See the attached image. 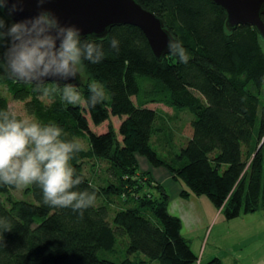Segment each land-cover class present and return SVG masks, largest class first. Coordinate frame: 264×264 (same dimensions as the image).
<instances>
[{
	"label": "trees",
	"instance_id": "1",
	"mask_svg": "<svg viewBox=\"0 0 264 264\" xmlns=\"http://www.w3.org/2000/svg\"><path fill=\"white\" fill-rule=\"evenodd\" d=\"M136 1L164 22L190 60L181 63L172 52L157 60L140 29L112 28L92 39L103 46V61L82 67L84 97L93 81L106 89L95 107L44 97L35 84L14 80L0 59V88L35 120L88 142L72 165L83 178L78 190L96 193L80 216L44 204L36 185L26 190L34 202L16 201L18 188L0 185V217L13 228L3 233L0 264H197L182 220L169 213V195L141 170L140 158L183 184L182 198L206 197L227 220L264 211V43L257 30H230L225 11L210 0ZM113 38L119 54L110 48ZM159 106L192 118L186 147L169 159L153 145L163 142L171 120ZM0 111L10 112L1 91ZM89 162L103 164L104 178L87 176ZM207 264L224 263L215 257Z\"/></svg>",
	"mask_w": 264,
	"mask_h": 264
},
{
	"label": "clouds",
	"instance_id": "2",
	"mask_svg": "<svg viewBox=\"0 0 264 264\" xmlns=\"http://www.w3.org/2000/svg\"><path fill=\"white\" fill-rule=\"evenodd\" d=\"M52 2L0 0V49H6L0 59L14 78L35 83L44 97L58 95L67 105L95 107L106 100V89L100 82L89 84L88 97L71 83L48 86L49 81L59 84L60 80L77 78L85 61L95 65L105 58L102 45L93 42L91 36L85 38L80 27L62 24L52 10L44 8ZM26 3L36 4L34 16L11 24L4 19V13L8 17L22 13ZM119 44L115 38L110 42L116 54L120 52ZM169 50L181 63L189 62L190 56L180 42L170 41ZM83 150L84 145L76 138L68 139V133L55 122L42 123L0 111V185H36L44 204L70 208L83 216L96 200L94 191L78 190L83 178L72 161ZM12 229L10 221L0 217V245L3 233Z\"/></svg>",
	"mask_w": 264,
	"mask_h": 264
},
{
	"label": "rangeland",
	"instance_id": "3",
	"mask_svg": "<svg viewBox=\"0 0 264 264\" xmlns=\"http://www.w3.org/2000/svg\"><path fill=\"white\" fill-rule=\"evenodd\" d=\"M79 76L81 83L88 81L83 68ZM0 91L9 99L11 113L35 120L26 112L23 103L15 101L4 89L0 88ZM157 110L171 120L167 121L169 133L165 132L167 135L163 137V142L156 141L157 143L153 145L160 156L169 159L174 153H179L183 147H186L191 135L192 118L189 113L182 112L176 115L171 109L163 106H159ZM79 141L85 149L88 148L86 140ZM142 164H140L141 170L144 166ZM84 165L85 173L89 178L92 179L93 175L104 178L103 164L89 162ZM163 186L170 197L169 213L182 219V236L190 242L193 251L199 256L197 264H207L209 257L213 255L221 258L224 264H234L235 260L240 261L241 264H264V211L227 220L222 211H220L222 215L218 213L209 199L197 197L198 199L194 200H196L195 204L198 202L196 207L199 212L196 213L192 202L181 197V191L186 188L183 184L174 181L163 183ZM27 187L13 191V199L34 202L33 197L26 194ZM112 209L114 211V207Z\"/></svg>",
	"mask_w": 264,
	"mask_h": 264
},
{
	"label": "water",
	"instance_id": "4",
	"mask_svg": "<svg viewBox=\"0 0 264 264\" xmlns=\"http://www.w3.org/2000/svg\"><path fill=\"white\" fill-rule=\"evenodd\" d=\"M210 1L225 11L230 30L240 25L253 27L264 43V0ZM44 8L52 10L62 24H74L80 27L85 38L91 36L92 39H104L112 28L134 26L143 32L157 60L170 54L169 42L175 41L164 22L155 13L143 8L136 0H54L44 5ZM37 11L35 3H26L22 13L9 18L12 21H19L34 16ZM11 77L16 81L24 82L12 75ZM48 83L60 87L65 83H71L78 89L81 86V79L78 75L75 79L60 80L59 84L56 81Z\"/></svg>",
	"mask_w": 264,
	"mask_h": 264
},
{
	"label": "crops",
	"instance_id": "5",
	"mask_svg": "<svg viewBox=\"0 0 264 264\" xmlns=\"http://www.w3.org/2000/svg\"><path fill=\"white\" fill-rule=\"evenodd\" d=\"M141 161H143V162H141ZM143 163V164H142ZM140 164H142V165H144V166H142V171L143 172H149L150 174H152V177L154 178V180H155V182L156 183H158V184H160L161 186H163V183H166V182H171V183H173L175 180L173 179V177L171 176V174L166 170V169H164V168H154V167H152L144 158H140ZM176 182V181H175ZM164 187V186H163ZM165 189V188H164ZM184 190V189H183ZM182 190V191H183ZM181 191V192H182ZM201 198V197H200ZM194 199H198L197 197L196 198H194V196L192 197H190L189 199H185V200H188V201H190V202H192V205L195 207V212L196 213H198L199 212V210H198V208L196 207V206H198V202H196V204H195V201L196 200H194ZM218 211V210H217ZM218 213H220V215H222L221 214V212L220 211H218ZM243 216H246V215H243ZM242 217V216H241ZM182 220V219H181ZM216 256L215 255H213V257H209V261L211 260V259H213V258H215ZM221 259V258H220ZM222 260V259H221ZM223 261V260H222ZM227 264H232V263H227ZM234 264H241V262L240 261H237V260H235L234 261Z\"/></svg>",
	"mask_w": 264,
	"mask_h": 264
}]
</instances>
